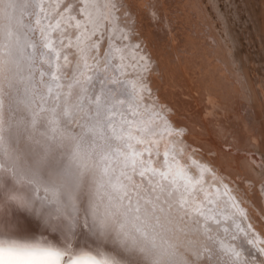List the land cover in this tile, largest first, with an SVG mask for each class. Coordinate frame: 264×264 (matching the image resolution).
<instances>
[{"label":"snow or ice","instance_id":"snow-or-ice-1","mask_svg":"<svg viewBox=\"0 0 264 264\" xmlns=\"http://www.w3.org/2000/svg\"><path fill=\"white\" fill-rule=\"evenodd\" d=\"M87 6L84 0L81 11ZM5 8L33 9L27 14L36 17L35 25L41 18L34 9L44 11L34 0ZM59 27L56 20L37 29L21 15L0 37V53L15 60L25 81L28 124L41 125L48 142L37 167L17 165L0 148V176L10 177L0 182V203L20 202L0 219V264H245L243 242L218 238L221 221L200 209L192 211L203 217L195 223L204 241L177 251L168 225L191 218L186 199L194 191L191 170L175 150L171 161L167 151L162 158L157 152L153 161L148 137L157 133L138 110L135 85L120 81L107 59L90 65L85 55L69 69L63 42L57 48L51 35Z\"/></svg>","mask_w":264,"mask_h":264},{"label":"rangeland","instance_id":"rangeland-1","mask_svg":"<svg viewBox=\"0 0 264 264\" xmlns=\"http://www.w3.org/2000/svg\"><path fill=\"white\" fill-rule=\"evenodd\" d=\"M114 1L117 3L116 0ZM6 2L7 0H0V37H3V31H7L9 22L4 17V12L7 10ZM53 2L54 0H49L44 7L48 8V4ZM118 2L113 14L114 16L120 14L122 9V17L129 16L130 35L136 40L135 46L138 51L142 52L147 60L144 63V83L140 90H136V95L154 105L156 120L149 119L148 126L154 123L160 124L161 119L166 121L164 126H168L162 137L152 140L153 161L158 159L157 152L159 158L163 157L164 146H160L159 143L163 141V135H166L167 138L172 137L182 143L180 147H184L185 153L180 150V156L185 154L187 157L191 153L209 167L221 168L223 172H220L227 187L224 189L226 195H220V202L226 204L232 198V201H238L240 211L233 206L227 219L222 216L219 235L222 234V239H226L235 233L237 239L234 241L243 240L263 258L264 249L261 245L264 246V237L260 239V243L257 241L259 245L255 248L248 240V235L240 228L239 219L244 221L247 219L248 222L250 217L254 225L259 227L264 225V0H119ZM60 8L61 6L48 9L54 12L55 9ZM123 8L128 10L127 13ZM30 11L33 9L28 10ZM34 11L37 14L40 12L38 8ZM26 12L22 10L20 12L26 19L23 22L26 24L31 20L36 27V17L29 16ZM13 27L15 28V25ZM35 37L37 40L40 39L39 31L35 32ZM69 45L73 49L77 48V45ZM109 60L110 65L112 62ZM11 62L9 57L0 53L2 138L9 146L18 145L22 139L25 145L37 151L38 156L42 158L44 150L48 147L44 145L48 142L44 132L38 129L42 127L41 125L30 127L28 124L30 110L23 101L25 81L16 62L14 66ZM74 67L75 64L71 69ZM116 71L121 78L119 80L125 81L126 79H122L119 75V68H116L115 73ZM129 82L134 83L132 79ZM114 86L117 85H112ZM138 110L140 113L142 111V117L146 115L150 117L144 105ZM32 134L42 135V141L33 140ZM160 134L161 132L158 131L157 135ZM166 141L168 143V140ZM145 146L147 147V144L140 145V148L143 149ZM144 155L147 156V153L145 152ZM28 156L32 159V154L29 153ZM169 158L172 160V157ZM36 162L41 165L40 160ZM192 162L199 165L198 162L193 160ZM201 168L209 178H215L214 172L208 167L201 166ZM196 174L201 177L199 170ZM9 179L2 175L0 182H7ZM201 180L203 184L207 183L214 189L210 180L203 178ZM221 186L223 187L224 184L221 183ZM19 203V200L0 203V214L6 211L5 213L10 216L11 211L19 207ZM208 205L211 206L210 210L216 209L214 203L210 202ZM220 209L224 208L218 210ZM217 216L221 217L220 214ZM198 218L203 219V217ZM29 222L36 226L33 220ZM213 224L218 227L214 221ZM196 225L191 218H185L184 221L174 220L168 225L169 240H175L173 244L177 243L176 246H181L182 250H185L189 243H202L204 241L202 230L198 231ZM224 227H228L227 233L223 232ZM247 228L251 230V225L247 224ZM253 233L259 237L258 233ZM177 251L179 252V249ZM243 259L246 260V257ZM256 259V257L251 258L252 261ZM248 264L252 263L249 261Z\"/></svg>","mask_w":264,"mask_h":264},{"label":"bare ground","instance_id":"bare-ground-1","mask_svg":"<svg viewBox=\"0 0 264 264\" xmlns=\"http://www.w3.org/2000/svg\"><path fill=\"white\" fill-rule=\"evenodd\" d=\"M48 1L49 0H47V1L46 0H34V2L41 3L43 5V7H44V5H46L48 3ZM118 1L116 0L117 3H115L114 0H88L87 8H85L84 11L82 12L81 7L84 4V0H66L65 2H62L59 0H54L55 4H54V2L51 4H48V8L49 7L53 8V7H58V6H61V8L55 9L56 11L52 12L48 8L44 7V11L38 12V14H37L41 18V23L39 25H36V28L39 29L40 27L47 26L49 24V22H51L53 25H55L56 20H59L60 21V27L57 28L56 31L52 32L51 35L53 38H55V41H56L55 46L57 48H60L61 41L63 42L64 47L60 48V51H61L62 55L63 54L68 55V61L70 62L68 65L69 69H71V66H74L75 61L78 58L85 56V55L88 57V63L90 65L93 64L94 59L99 61L100 63H103L105 61V59H107V61H108V59H110L112 64H110L109 66L111 67L112 65H116V68H119V70H120L119 75L122 76V79L123 78L126 79L125 81L129 82L132 79L134 83L129 82L128 84H129L130 88L132 85H135V92H136V90H138V89L140 90V87L144 83V80H143V78H144L143 72L145 71L144 63H146L147 60H146L145 55L142 52L138 51V48L135 46L136 40H134L130 35L129 31H130L131 24L128 23L129 22V16L128 17H124V16L122 17V12H123L122 9H121V12H119L120 14H118L116 16H114V14H113L114 8L112 6L117 5L119 3ZM25 2H26V0H7L6 3L16 5V4H22ZM65 5H70L68 10H64ZM28 10H31V8L24 10L23 12H26V11L28 12ZM124 10H126V9H124ZM116 11H117V8H116ZM127 11L128 10H126V13H127ZM20 12H21V10L18 8H13V9L11 8V10L7 9L4 12L5 13L4 17L7 19V21H9V19L7 18L6 13L10 14L13 17L12 21H9L10 23L8 22L7 31L9 30V28H14L13 26L15 25L16 18L21 17V15L23 14V13L21 14ZM62 12L64 13L63 15H62ZM73 16H75L76 19H73L72 18ZM22 17H23V21L26 20V19H24L23 15H22ZM25 18H28V17L25 16ZM77 20L80 21V26L78 28L73 27L76 25ZM13 23H14V25H13ZM69 25H70V28H69ZM7 31H5V32L3 31V34H5ZM84 34H86V35H84ZM64 41H66V42L64 43ZM65 44H66V46H65ZM69 44H72L73 46L77 45V48L73 49L72 47H68ZM78 49H80V52H78ZM232 56H234V55H232ZM9 59L12 61L11 62L12 66H14L15 60L12 59L11 57H9ZM110 60H109V62H110ZM60 63L63 64L64 62L61 61ZM127 63L129 65H124ZM116 68H115V70H116ZM126 71H129V72L126 73ZM14 73H15V71H14ZM116 73H117V71H116ZM15 75L17 76V71H16ZM15 79H17L19 81L18 78L15 77ZM115 87H117V86H114V88ZM139 92H141V91H139ZM142 96H144V95L142 94ZM137 101L140 102V106H141V105H144L143 101H147V100H145L144 98H142L140 96H137ZM147 104H148V107L145 108V106H144V109L148 110L147 112H149L148 115H150V117H148L146 115L145 117H143V119L145 120L146 125L148 126L149 121L150 120L155 121L156 117L154 115V113H155L154 112L155 111L154 105L152 103H148V101H147ZM1 111H4V110H1ZM141 113H142V111H141ZM4 117H6V116H4ZM164 122H166V121H163L161 119L160 124L154 123V124H152V126H148L151 128H155L156 133H158V131L161 132L160 135L149 136L148 140H151V141L152 140H158L159 137H162L161 135L168 128V126H164ZM4 127H6V126H4ZM9 127H8V129H9ZM163 127H164V129H162ZM39 128L41 129V127H38V129ZM10 130H12V129H10ZM38 133H40V131ZM2 134L3 133H1V130H0V148L3 149L6 157L14 158L15 163L17 165L23 166L25 168H27L29 166H32V167L39 166L38 162H36V161H39V160L41 161V158H40V156H38L37 151H33L31 149V147L27 144H26L27 145L26 146L24 144V142H22V139H20L19 136H18L20 139L19 144L9 146L5 142V139L2 138ZM11 134H12V131H11ZM33 135L34 134H32V136ZM41 136L42 135L37 134V135H34L32 139L36 140V141H39V140L42 141ZM34 137H35V139H34ZM163 137H164V139L161 143H159V145L164 146L163 152L165 153L167 151L169 153V157H172V155L174 154V150L177 153H179L180 150L181 151L185 150L184 147H180V145L182 143L180 144V142L178 140H175V138H172V137L167 138L166 135H163ZM166 140H168V143ZM171 141H173V142L171 143ZM16 143H17V141H16ZM40 145H41V143H40ZM44 146L47 147L48 143H46V145H44ZM138 147H140V146H138ZM29 153L32 154L33 161L31 158H29V156H28ZM184 153H185V151H184ZM177 159L180 161V163L182 165H184V167L186 169L191 170L192 176L194 178L193 182L189 184V188L194 189V191H192L190 195L186 194V199L188 200L187 207L189 209V216L191 217V219L193 221L200 219L195 214V212L192 211L193 209H200L202 212H204L207 216H210V217H213L215 215L216 216L215 218H218L219 220L222 218V216L227 219L229 213L232 212L233 206H235L238 209V211H240L239 206H238V201H235V200L232 201V198H230V201L226 204H223L222 202H220V200H221L220 195H226V192H225L226 190H224V189H226V187H227L225 184V181L222 177L221 172H223V171L221 168L218 167L219 170L216 168H211L208 166V164H206V163L204 164L203 161H201V159H199L198 157H196V155L191 154V153L189 155H187V157H185V154L181 155V156L179 154L177 156ZM192 160L194 162H198L199 165L194 164L192 162ZM169 161H171L170 158H169ZM200 165L204 166V167H208L210 169V171L214 172L215 178L214 177L209 178L208 174H205V170L203 168H201ZM42 170L47 171L46 168H44ZM175 170L176 169L174 167L173 171H175ZM198 170L201 172V177H199L200 175L198 176L196 174V172ZM3 175L9 177V174H6V172L3 173ZM201 178L206 179L207 181L210 180V182L212 183V186H214V189H213V187H211L207 183L203 184ZM211 179L213 181H211ZM196 180H199L200 184L195 183ZM221 183L224 184L223 187L221 186ZM14 187L17 188L20 186L14 185ZM230 196H231V194H230ZM210 202L215 204L217 210L216 209L210 210L211 206L208 205V203H210ZM217 203H219V204H217ZM227 207H229V209H226ZM201 208H207L208 210H203ZM219 208H224V209L218 210ZM2 211H4V210H2ZM5 212L6 211H4L3 214H0V219H3L6 216H9ZM217 214H220L221 217H218ZM232 215H234V214H232ZM185 218L189 219L188 217H185ZM239 220L241 222L240 228L243 229L245 234L248 235L247 236L248 240H250V242H252L251 244H253L255 246V248H256V246L258 247V245H259L258 243H260V239L262 240V237H264V225H262L261 227L254 225L252 219L249 217L248 222H247V219H245L246 223L248 225H251V230H249L247 228V224L245 223L244 219H239ZM30 221H32V220H30ZM26 223L30 228L35 229L36 226L33 223L31 224V222H29V220L26 221ZM227 226L230 227V225H227ZM196 228L200 229V225L197 224ZM213 228H217V227H215L213 224ZM200 230H202V229H200ZM253 232L258 233L259 237H257L258 235L255 236ZM234 235H236V234L234 233ZM222 237H223L222 234H220L218 236V238H222ZM231 237L224 239L225 242L231 243L233 245H239L241 242H243L244 247L248 250L247 253L242 252V257H246V260L243 259L246 264H248L249 261L252 264H264V259H263L264 257L263 258L260 257L259 252L255 251L251 246L247 245L243 240L239 239L236 242V241L231 240ZM174 241L175 240H172L171 242L173 243ZM257 241H258V243H257ZM176 244L177 243H175V245ZM261 248L264 249V246L261 245ZM177 249H179V252L184 251L181 249V246H177ZM237 250H239V248ZM248 253H251V255H248ZM263 253H264V251H263ZM252 257H256L257 258L256 261H254L255 259L252 261L251 260Z\"/></svg>","mask_w":264,"mask_h":264}]
</instances>
